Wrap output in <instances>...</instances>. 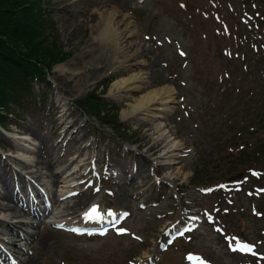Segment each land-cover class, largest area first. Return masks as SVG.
<instances>
[{
    "label": "rangeland",
    "instance_id": "obj_1",
    "mask_svg": "<svg viewBox=\"0 0 264 264\" xmlns=\"http://www.w3.org/2000/svg\"><path fill=\"white\" fill-rule=\"evenodd\" d=\"M41 1L45 16L56 25L54 38L66 57L49 72V88L34 85L38 102L27 104L20 119L8 114L7 127L0 125V184L15 180L20 185L19 173H24L34 197L40 177L35 178L31 171L50 176L60 171L63 177L78 167L71 176L77 183L69 188L75 193L52 208L53 214L62 213L58 222L86 223L84 215L95 203L104 214V223L113 218L109 212L128 215L118 226L108 223L103 234L88 236L71 231V225L41 220L48 215H27L23 208L0 197V203L17 209L19 218L36 225L28 226L34 234L29 240L9 235L18 240H13L12 248L21 259L19 264H140L147 260L192 264L190 253L203 256L210 264H264V180L245 177L207 189L194 187L197 181L192 180L195 165L206 158L214 139L229 131L225 113L239 111L237 119L251 117L240 109L247 99L235 91L239 80L247 88L261 89L250 81L258 72L255 58L250 57H255L251 47L256 50V39L264 38V27L255 25L249 7L241 0ZM106 9L131 17L138 31L142 63L130 69L115 67L96 77L94 65L82 67L79 55L91 41L90 26L98 20V12ZM58 65L70 69L61 72L55 69ZM73 68L80 71L72 74ZM130 74L145 77L138 91H110L115 79ZM104 82H108L106 88ZM75 83L81 88L74 87ZM166 85L173 90L174 99L162 118L123 115L142 94ZM89 93L96 94L102 112H108L103 120L81 105L80 100ZM164 131L178 144L172 165L162 157L169 145V138L162 136ZM20 135L43 147L41 154L24 153L36 167L27 168L26 161L25 165L12 157L23 152L18 151ZM45 163L51 165L50 170ZM215 172L206 173L197 184L216 180ZM61 176L55 178L56 185L52 183L53 192H57ZM213 189L219 191L212 193ZM13 190L23 194L21 189ZM108 208L112 210L107 213ZM189 222L193 228L162 249L168 234ZM119 228L126 232L118 233ZM233 238L255 248L233 251L230 243L235 246L237 240Z\"/></svg>",
    "mask_w": 264,
    "mask_h": 264
},
{
    "label": "trees",
    "instance_id": "obj_2",
    "mask_svg": "<svg viewBox=\"0 0 264 264\" xmlns=\"http://www.w3.org/2000/svg\"><path fill=\"white\" fill-rule=\"evenodd\" d=\"M45 2V1H44ZM249 7L257 25L264 27V0H241ZM254 3V8L251 4ZM45 3L41 0H0V124L5 125L8 114L20 119L23 108L34 105L39 97L34 85L44 88L51 85L49 72L54 64L66 57V52L56 43L54 23L45 16ZM258 12V14H256ZM241 26H245L239 20ZM50 35V36H49ZM249 44V41L246 42ZM256 50L251 47L258 65V72L252 80L261 87L260 91L247 88L239 80L235 91L247 101L241 112H248V119H237V113L228 111L224 120L229 131L221 139H214V145L194 168L192 180L200 182L203 176L216 173V180L193 183L194 187H208L217 183L243 178L252 170L260 171L257 182L264 180V38L256 39ZM255 51V52H254ZM249 64V62H248ZM233 80L231 75L228 79ZM108 82L101 83L107 86ZM106 84V85H105ZM46 88V89H47ZM106 88V87H105ZM42 92V90H38ZM45 100V99H44ZM233 98L230 99L232 103ZM90 115L103 120L108 112H102L97 95L89 93L80 100ZM80 107L84 109L82 106ZM100 108V109H99ZM238 109V110H240ZM117 121V115L113 116ZM104 122V121H103ZM204 159V160H203ZM215 170L212 171L211 167ZM218 169V170H217ZM222 169V170H219ZM255 178V177H254Z\"/></svg>",
    "mask_w": 264,
    "mask_h": 264
},
{
    "label": "bare ground",
    "instance_id": "obj_3",
    "mask_svg": "<svg viewBox=\"0 0 264 264\" xmlns=\"http://www.w3.org/2000/svg\"><path fill=\"white\" fill-rule=\"evenodd\" d=\"M98 13V20L92 26H90L91 41L88 46H86L85 51L79 55V63L81 64V66L88 67L94 65V67L96 68V77H99L104 76L115 67H125L127 69H130L138 64H141L142 59L140 43L136 39L138 31L131 17L127 14L121 13L116 9H106ZM101 59L102 61H100ZM57 68H59L61 72L68 71L70 69V67L64 68L61 65H58L55 69ZM79 71L80 68H73L71 70L72 74ZM96 77L94 80H96ZM144 79L145 77L138 74H130L127 78L115 79L112 82L110 91H114L117 93H120L121 90H123L124 92H127L129 90L138 91L141 87V85L139 84L143 83ZM94 82L95 81L89 82L86 85H92V83ZM74 87H77L78 89L81 88L77 83L74 84ZM173 94V90L168 85L152 89L142 94L139 98L135 99L134 104H131L129 110L124 111L123 115L128 116L133 114H140L143 116L145 114H150V116L153 118H162L163 115L170 110V104L174 99ZM162 136H164V138H169L170 140L167 141L169 142V145H167L164 149L162 157H167L166 164L172 165L175 163L173 162L172 153L178 149V144L172 141L173 139L170 138V135L167 131H164ZM164 138L162 137V140ZM25 140L28 142L23 143L26 146V151H23L16 155H12V157L20 161H26L27 168H29L30 166L36 167L37 165H34L35 163L33 159H31V157L28 158L26 155H24V152L26 154H31L35 151H38L41 154L43 147H36V143L32 138L26 137ZM157 143L159 142L157 141ZM45 165L50 170L51 165L49 163H45ZM81 166H83V164ZM77 168L78 167L74 168L73 172L65 174L63 177L61 176L60 171L53 172L51 176L49 173H43L41 170H39L41 174L37 171H31L35 178L36 175L40 177V179H38L40 181V186L34 185V187L36 188V194L38 196H42L47 193L50 198L52 208H58V204H61V202H63L65 199H67V197L70 196L72 189L69 188L77 183L73 181L74 179H71V176L74 175V173L77 171ZM59 176H61V179H59L58 181V183H60V185L58 186L59 188L57 189V192H53L52 185H56L57 180H55V178H58ZM28 178L29 177L27 175L25 176L24 173H19V179L21 182L20 185L19 183L16 184L15 180L8 181V183L6 184L5 182L2 183V185L0 184V197H2V199L4 200L12 201L16 205H18V207L23 208L27 215L40 217L41 214L46 211V209H42V207L38 205V203H35V200H33V196L30 195V188L28 189V184L26 185ZM42 188H44L45 191L42 190ZM13 189H16V191L17 189H21L23 194L19 196ZM98 211L101 213L100 210ZM47 213L53 214L51 211H47ZM61 214L62 213L60 211L54 213L53 216L58 218ZM19 216L20 215L18 214L17 209H15L13 205L0 203V240L4 241L7 244L6 246L8 248H11V251L14 254L13 256L15 257L14 260L17 263L20 262L21 259L18 258L17 252L12 248V246L16 243H14L13 240H18L15 238L9 239V235L14 233L20 237H23L24 240H29V237H32L34 234L30 231V227L28 226H36L29 220L27 221L25 218H19ZM17 217L18 219H14ZM100 223L101 220L96 221L87 219L86 223L75 225L76 228H86L94 227L96 225H99ZM45 239L46 236H44L43 240ZM21 248L23 249V247ZM191 257L192 263L194 264H208L199 256L197 257L195 255H192ZM22 264H33V262L25 263V261H23Z\"/></svg>",
    "mask_w": 264,
    "mask_h": 264
},
{
    "label": "snow or ice",
    "instance_id": "obj_4",
    "mask_svg": "<svg viewBox=\"0 0 264 264\" xmlns=\"http://www.w3.org/2000/svg\"><path fill=\"white\" fill-rule=\"evenodd\" d=\"M181 54L183 55V53H181ZM108 215L114 217V221L113 222L115 223V214L109 212ZM122 215L123 216H127L128 214L127 213H123ZM85 218L88 219V220H96V221H99V220L102 219L100 212L98 211V209L95 206H93L88 212L85 213ZM193 219H196V218L194 217ZM60 227H63V225H60ZM70 230L73 231V232L80 231V229H78V228H72ZM117 231H118V233L123 234L124 232H126V229L119 228V229H117ZM218 231H219V229H218ZM180 234L182 235L183 233H180ZM136 238L139 239V237H136ZM233 239H235V238H233ZM169 242H171V241H169ZM230 247L232 248L233 251H248V252L252 251V247L250 245L241 244L240 241H238V240L236 241V245L235 246H233L230 243Z\"/></svg>",
    "mask_w": 264,
    "mask_h": 264
}]
</instances>
